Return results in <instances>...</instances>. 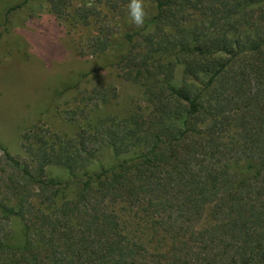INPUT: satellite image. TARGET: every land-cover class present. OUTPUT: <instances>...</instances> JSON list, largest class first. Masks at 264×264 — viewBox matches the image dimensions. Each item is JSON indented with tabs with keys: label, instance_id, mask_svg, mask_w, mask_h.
I'll return each instance as SVG.
<instances>
[{
	"label": "trees",
	"instance_id": "16d2710c",
	"mask_svg": "<svg viewBox=\"0 0 264 264\" xmlns=\"http://www.w3.org/2000/svg\"><path fill=\"white\" fill-rule=\"evenodd\" d=\"M151 1L123 58L151 113L105 122L116 164L85 170L63 203L47 169L99 162L89 128L30 144L33 168L7 154L26 184L0 212L21 220L23 240L0 234V264H264V0ZM71 3L51 8L63 16ZM110 47L98 38L92 52Z\"/></svg>",
	"mask_w": 264,
	"mask_h": 264
},
{
	"label": "rangeland",
	"instance_id": "374dc122",
	"mask_svg": "<svg viewBox=\"0 0 264 264\" xmlns=\"http://www.w3.org/2000/svg\"><path fill=\"white\" fill-rule=\"evenodd\" d=\"M128 2L104 1L91 7L86 0H72L60 16L52 10V0H0V200L11 199L17 183L25 182L8 155L33 168L32 143L75 138L87 127L90 139L99 138L93 146H101L104 139L99 132L105 122H123L136 112L151 113L143 86L123 61L133 47L125 33L143 28L130 22ZM144 6L146 18L156 13L151 0H144ZM84 7L95 11L90 9L87 23L80 16ZM98 38L111 40V47L95 54L92 46ZM105 146L98 152L99 162L74 176L58 165L47 169L62 183L58 203L73 199L85 170L95 173L101 164H116ZM124 218L127 223L134 219L128 214ZM0 234L12 244L21 243V220L0 212Z\"/></svg>",
	"mask_w": 264,
	"mask_h": 264
},
{
	"label": "clouds",
	"instance_id": "9594fccd",
	"mask_svg": "<svg viewBox=\"0 0 264 264\" xmlns=\"http://www.w3.org/2000/svg\"><path fill=\"white\" fill-rule=\"evenodd\" d=\"M128 18L136 27H143L147 16L144 0H129L126 5Z\"/></svg>",
	"mask_w": 264,
	"mask_h": 264
}]
</instances>
